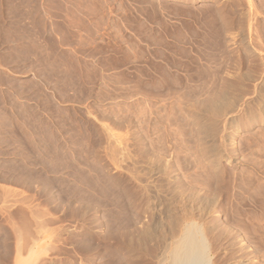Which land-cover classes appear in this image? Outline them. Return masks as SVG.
I'll return each mask as SVG.
<instances>
[{"label": "rangeland", "instance_id": "rangeland-1", "mask_svg": "<svg viewBox=\"0 0 264 264\" xmlns=\"http://www.w3.org/2000/svg\"><path fill=\"white\" fill-rule=\"evenodd\" d=\"M262 102L264 0H0V264H264Z\"/></svg>", "mask_w": 264, "mask_h": 264}, {"label": "bare ground", "instance_id": "bare-ground-1", "mask_svg": "<svg viewBox=\"0 0 264 264\" xmlns=\"http://www.w3.org/2000/svg\"><path fill=\"white\" fill-rule=\"evenodd\" d=\"M259 96L260 95H258V97ZM260 98H259V100H260ZM227 99H229V98H227ZM225 101H224V103H225ZM229 101H228V103H229ZM220 103H222V101ZM231 103H232V101L229 104H231ZM263 103L264 102H262V104ZM226 104H227V102L225 103V106H226ZM218 105L219 104H216V106H217L216 110L217 111H219L218 109H220V110L222 109L221 108L222 105L220 108H218L219 107ZM231 105L229 106V108L231 107ZM233 105H234V101H233ZM216 106H214V107H216ZM226 107H225V109L223 107V109L227 111ZM216 110H214V111L217 112ZM222 110L220 112H222ZM220 112H217V113H220ZM151 182H153V181H151ZM146 185H149V182ZM156 186H157V184H156ZM147 188H148L147 190H149L150 187L148 186ZM185 219L183 218V220H181V221H179V219H176V221L174 218H173V220L171 219L173 221L171 223V224H173L172 225L173 226L172 227L173 232L171 231L170 232L171 234H169V232H167V234L170 235L168 237L166 236V233L165 234L159 233L158 228H157L158 230L150 231V230H147L149 228L148 227V228H146L147 231L146 230L142 231V233L145 231L144 236L149 239V240L147 239L148 241L154 240L157 238L161 239L162 248H161V251L159 250L160 252L156 251L157 254L154 256L155 264H216L215 260L213 259V253H212L213 251H211L212 250L211 244H210L208 237H207V231L201 226L202 224L198 225L196 223V220L193 219L194 221H190L189 219H187V220H189V222L188 221L186 222ZM157 221H158V219H157ZM158 223H157V225H159ZM160 230H161V227H160ZM157 241L159 242V240H157ZM36 254H37V251H36V253L32 252L31 256H35ZM30 263H31V261L27 260L24 264H30Z\"/></svg>", "mask_w": 264, "mask_h": 264}]
</instances>
